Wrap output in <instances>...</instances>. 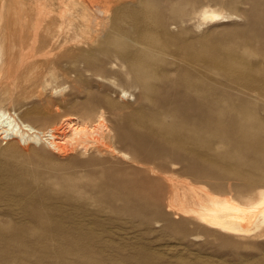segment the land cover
Returning a JSON list of instances; mask_svg holds the SVG:
<instances>
[{
	"label": "rangeland",
	"instance_id": "rangeland-1",
	"mask_svg": "<svg viewBox=\"0 0 264 264\" xmlns=\"http://www.w3.org/2000/svg\"><path fill=\"white\" fill-rule=\"evenodd\" d=\"M91 1L0 0V109L103 119L87 151L0 139V264H264V228L188 213L264 190V0Z\"/></svg>",
	"mask_w": 264,
	"mask_h": 264
},
{
	"label": "bare ground",
	"instance_id": "bare-ground-1",
	"mask_svg": "<svg viewBox=\"0 0 264 264\" xmlns=\"http://www.w3.org/2000/svg\"><path fill=\"white\" fill-rule=\"evenodd\" d=\"M78 1L83 4V8L85 9L84 16H86L87 22L95 18L93 17V14L97 11L94 13L93 11L95 9L106 8V6L103 7L101 5L104 2L99 3L101 7L91 0ZM200 18L203 22L227 21L219 13L208 9L201 11ZM1 69L0 61V71ZM124 97H126V93L122 92L121 98ZM76 119L71 116H66L62 118L58 125H55L47 132H43L25 123L15 113H9L8 111L0 109V139L5 141L4 144L14 140H17L19 143L23 141L24 144H27L28 141L33 143L36 140H48L49 146L55 153H68L74 147L82 151H87L91 147L90 143L94 144L99 141V138H96V136L98 137L99 131L103 127V119L99 116L92 124L80 123ZM190 202L191 206L188 209V213L190 212V214L195 216L205 230L231 236H247L252 229L264 228V190L259 193L257 200L251 204H243L232 198L220 199L219 197H211L210 195L206 197L195 195L190 198Z\"/></svg>",
	"mask_w": 264,
	"mask_h": 264
}]
</instances>
